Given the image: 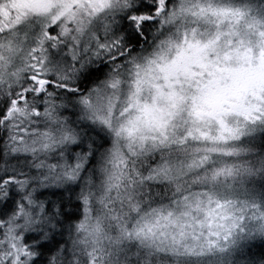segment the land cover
<instances>
[{
    "label": "snow or ice",
    "instance_id": "obj_1",
    "mask_svg": "<svg viewBox=\"0 0 264 264\" xmlns=\"http://www.w3.org/2000/svg\"><path fill=\"white\" fill-rule=\"evenodd\" d=\"M0 264H264V0H0Z\"/></svg>",
    "mask_w": 264,
    "mask_h": 264
}]
</instances>
